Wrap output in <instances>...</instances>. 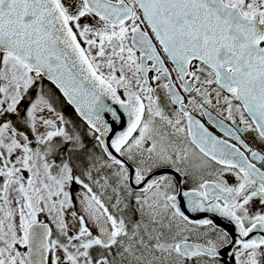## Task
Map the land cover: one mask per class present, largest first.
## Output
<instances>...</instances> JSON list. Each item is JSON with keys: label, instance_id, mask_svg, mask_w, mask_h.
<instances>
[{"label": "flooded vegetation", "instance_id": "1", "mask_svg": "<svg viewBox=\"0 0 264 264\" xmlns=\"http://www.w3.org/2000/svg\"><path fill=\"white\" fill-rule=\"evenodd\" d=\"M58 2L95 70L121 102L137 97L141 114L120 141L107 139L106 152L64 98L75 118L56 93L47 96L45 83L39 87L36 93L47 101L36 104L39 126L68 136L70 146L62 141L53 157L64 155L73 167L67 185L71 231L63 226L60 232L43 214L34 220L50 226L48 264H241L243 250L264 248L238 237L264 223V117L252 118L216 70L199 58L189 61V49L170 47L189 44V34L179 37L189 29V0ZM37 123L12 130L27 144ZM131 167L137 186L129 182ZM96 174L105 177L103 186ZM7 178L2 173L0 186ZM98 218L106 220L107 243ZM69 233L72 244L65 243ZM189 242L205 250L195 251ZM67 248L75 263L65 256Z\"/></svg>", "mask_w": 264, "mask_h": 264}, {"label": "water", "instance_id": "2", "mask_svg": "<svg viewBox=\"0 0 264 264\" xmlns=\"http://www.w3.org/2000/svg\"><path fill=\"white\" fill-rule=\"evenodd\" d=\"M154 15L147 13L149 18ZM188 28L179 37L184 39L189 34V44L170 47L189 49V61L199 58L216 70L220 84L235 87L252 118L264 117V45L261 44L264 22L224 0H189ZM167 32L168 29L163 30ZM150 46L153 48L151 42ZM0 53L11 54L30 71L51 82L75 113L97 133L106 152L109 137L112 143L120 141L138 122L140 101L137 97L130 99V104L119 100L95 70L58 0H0ZM16 139L21 142L25 135L16 133ZM111 156L125 162L117 152H111ZM132 168L129 182L137 186L134 180L139 177ZM99 222L100 237L107 243L110 233L106 220ZM49 234L47 222L34 221L28 225L27 264H48ZM238 237L245 242L263 244L264 223H253ZM192 244L189 242V247ZM186 246V242L178 245L182 250ZM193 246L195 251L205 250L201 245Z\"/></svg>", "mask_w": 264, "mask_h": 264}, {"label": "rangeland", "instance_id": "3", "mask_svg": "<svg viewBox=\"0 0 264 264\" xmlns=\"http://www.w3.org/2000/svg\"><path fill=\"white\" fill-rule=\"evenodd\" d=\"M227 1L239 3L250 15L264 17V0ZM36 78L39 79L11 54L0 53V118L4 111L16 109L22 95L30 88L29 84ZM38 91L39 88L32 93L30 105L27 106L26 101L24 106L21 124L29 130L30 124H40V109L36 104L47 103L41 94L36 93ZM43 129L41 126L38 130L31 128L27 144H22L16 139L12 123L0 121V179L2 173L10 174L6 186H0V264H27L24 256L27 226L39 214L47 216L60 232L63 226L71 231L72 201L67 185L71 186L73 167L64 155L53 157L62 141H68L67 148L70 146V139L62 130ZM36 134L38 138H35ZM94 178L100 186L106 182L103 175L96 174ZM70 235L65 243H73ZM51 240L55 249L56 233ZM86 241L81 239V244L84 246ZM67 250L65 256L75 263L74 251ZM241 264H264V248L254 252L243 250Z\"/></svg>", "mask_w": 264, "mask_h": 264}, {"label": "trees", "instance_id": "4", "mask_svg": "<svg viewBox=\"0 0 264 264\" xmlns=\"http://www.w3.org/2000/svg\"><path fill=\"white\" fill-rule=\"evenodd\" d=\"M36 75L39 77V79H37V78L34 79V82L31 83L30 88L27 90V93L22 95V98L17 103L16 109L13 112L4 111L3 113H1L2 115H1L0 120L1 121L8 120L16 128H24V126L21 123L24 120L23 114H24L25 103L27 101V106L30 105L29 99H30L32 93L34 91H36L39 87H42L44 83H45L44 90L47 93V96H49L48 94H50V93L52 94V96L57 94V96L59 98L57 96L55 98L57 99L58 102L62 103L63 110L67 111L71 115V118H75L74 113L70 111V107L66 104L63 97H61L62 95L61 96L58 95V92H57L58 89L53 84H51V82H49L48 80H46L44 78H40L41 75H39V74H36ZM53 103L55 104L54 101H53Z\"/></svg>", "mask_w": 264, "mask_h": 264}]
</instances>
